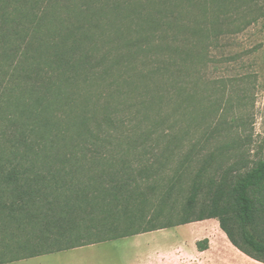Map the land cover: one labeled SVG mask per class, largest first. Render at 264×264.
Returning <instances> with one entry per match:
<instances>
[{
  "label": "trees",
  "instance_id": "trees-1",
  "mask_svg": "<svg viewBox=\"0 0 264 264\" xmlns=\"http://www.w3.org/2000/svg\"><path fill=\"white\" fill-rule=\"evenodd\" d=\"M0 1L4 2L0 4V263L170 227H157L154 221L175 181L159 192L157 163L133 166L123 159L129 148L95 138L88 126L87 100L75 99L98 78L99 63H92L94 56L87 47L92 34L113 28L125 33L120 26L128 15L119 12L125 8L133 12L132 1L101 5L96 0ZM186 1L189 6L197 3L204 16L211 10L215 13L210 26L187 25L166 16L141 20L149 27H160V35L171 26L177 32L188 29L192 39L159 44L154 30H149L144 38L123 40L124 46H136L135 52L145 56L153 48H166L162 65L151 72L165 74L177 97L184 90L185 68L195 65V40L211 44L220 38L216 20L232 0ZM105 8L114 12L110 19L102 13ZM108 115L105 120H110ZM110 156L123 159L119 168L118 162L115 166L108 160ZM204 170L192 178L178 224L216 218L235 247L264 262L260 223L264 220V156L235 174L224 171L205 180ZM152 198L158 204L150 207ZM230 223L237 226L246 248L237 242ZM9 228H13L10 233ZM92 230L107 234L91 239ZM17 231L28 235L18 238ZM207 241L196 242L198 250H204ZM20 250L28 252L10 255Z\"/></svg>",
  "mask_w": 264,
  "mask_h": 264
},
{
  "label": "rangeland",
  "instance_id": "rangeland-1",
  "mask_svg": "<svg viewBox=\"0 0 264 264\" xmlns=\"http://www.w3.org/2000/svg\"><path fill=\"white\" fill-rule=\"evenodd\" d=\"M111 1L96 0L100 5ZM131 1L135 6L133 12L127 8L119 12L128 15L120 26L125 33L113 28L103 34H92L94 38L87 47L94 56L92 63H99L98 78L91 86H84L87 91H82L79 97L75 95V99L79 103L87 100L88 126L96 134L95 138L109 146L129 148L123 159L133 166L157 163L159 192L175 181L170 197L160 204L162 212L154 221L157 227L171 226L145 234L159 236V241L129 236L42 255L36 264H152L148 258L158 245L183 240H188L186 262L190 264L191 255L198 250L196 242L204 238L208 241L203 242L206 248L202 264H264L235 247L216 218L178 224L192 178L199 169H205L203 179L206 180L224 171L231 174L243 171L264 156V0H232L216 20L220 38L211 44L195 40V65L185 68L183 83L180 80L184 85L178 96L180 100L165 74L157 76L151 72L155 65H162L159 62H163L166 48H153L145 56V52H135L136 46H124L123 40H132L134 36L144 38L149 30H154L156 43H179L192 39L188 29L177 32L171 26L172 30L160 35V27H149L141 18L166 16L187 25L200 22L204 26L205 22L210 26L215 13L211 10L204 16L197 3L189 6L186 0ZM104 10L103 15L110 19L114 12ZM107 113L110 120L104 119ZM110 157L113 158L108 160L114 161L115 166L118 162L119 168L123 159ZM157 204L156 198L150 199V207ZM260 223L264 229V220ZM230 227L237 242L246 248L237 226L230 223ZM92 231L91 239L107 234ZM16 233L21 239L28 235ZM8 234L3 237L6 241ZM27 252L14 251L10 255Z\"/></svg>",
  "mask_w": 264,
  "mask_h": 264
},
{
  "label": "crops",
  "instance_id": "crops-1",
  "mask_svg": "<svg viewBox=\"0 0 264 264\" xmlns=\"http://www.w3.org/2000/svg\"><path fill=\"white\" fill-rule=\"evenodd\" d=\"M157 231H148L144 233H139V234H134L130 236H134L135 238H149V239H154L159 241L160 237L159 236H149L146 235V233H153ZM144 235V236H143ZM129 237V236H127ZM124 238V237H122ZM188 240H183L181 242L173 243V244H168V245H158L154 252L150 255L148 258V261L151 262L152 264H187L186 259H187V252H186V243ZM105 242V241H103ZM101 243V242H98ZM93 244H88V245H94ZM87 246V245H83ZM83 246H78L74 247L71 249H77ZM174 248V249H173ZM71 249H66V250H71ZM66 250H61V251H56L53 253H58ZM203 250H196L192 255L190 259V264H202L203 263ZM47 254H52V253H47ZM42 255L46 254H41V255H36V256H31V257H25V258H20L17 260L13 261H7L3 262L0 264H36L38 263V258L41 257ZM194 259V260H192ZM101 263V262H100ZM102 264V263H101Z\"/></svg>",
  "mask_w": 264,
  "mask_h": 264
}]
</instances>
